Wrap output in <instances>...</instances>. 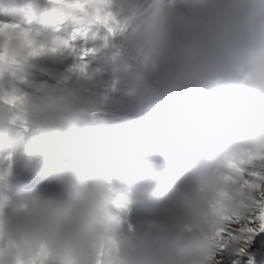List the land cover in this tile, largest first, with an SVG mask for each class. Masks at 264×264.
I'll return each mask as SVG.
<instances>
[{
	"label": "clouds",
	"instance_id": "1",
	"mask_svg": "<svg viewBox=\"0 0 264 264\" xmlns=\"http://www.w3.org/2000/svg\"><path fill=\"white\" fill-rule=\"evenodd\" d=\"M25 7L0 21V264H220L222 249L245 252L225 229L264 192V0ZM101 33L120 43L108 80L98 49L74 47ZM33 140L63 193L14 200ZM143 203L154 218L133 227Z\"/></svg>",
	"mask_w": 264,
	"mask_h": 264
},
{
	"label": "rangeland",
	"instance_id": "2",
	"mask_svg": "<svg viewBox=\"0 0 264 264\" xmlns=\"http://www.w3.org/2000/svg\"><path fill=\"white\" fill-rule=\"evenodd\" d=\"M17 2L23 7L26 5V0H17ZM60 27L62 30L65 29L64 25ZM104 45L103 33L96 39L89 38L85 40L78 38L74 42V47L80 50V54H83V50L98 49L93 67L99 68L103 78L108 80L113 77L120 43L117 39H110L107 46L105 47ZM88 60L89 58L85 57V62H88ZM118 93L120 95L119 100L128 102L133 98L134 90L130 87H125ZM146 114L142 113L139 118L143 119ZM169 143L173 145V151L169 152V155H173L178 144L177 138H171ZM155 155L160 157L161 162L163 161V153H156ZM36 192L59 196L62 195L63 188L48 173L47 163L40 146L33 140L29 141L21 150L19 162L14 168V181L10 196L14 200H19ZM153 218L150 206L147 203H143L132 209L129 222L135 227L141 222ZM242 238L249 244L247 250L239 254H229L223 249L218 251L217 259L220 264H264V232L247 233Z\"/></svg>",
	"mask_w": 264,
	"mask_h": 264
},
{
	"label": "snow or ice",
	"instance_id": "3",
	"mask_svg": "<svg viewBox=\"0 0 264 264\" xmlns=\"http://www.w3.org/2000/svg\"><path fill=\"white\" fill-rule=\"evenodd\" d=\"M225 231L232 236L264 232V192L261 193L260 199L254 201L252 215L246 218L237 217L235 220L228 218V227Z\"/></svg>",
	"mask_w": 264,
	"mask_h": 264
},
{
	"label": "bare ground",
	"instance_id": "4",
	"mask_svg": "<svg viewBox=\"0 0 264 264\" xmlns=\"http://www.w3.org/2000/svg\"><path fill=\"white\" fill-rule=\"evenodd\" d=\"M25 14L26 7L20 5L17 0H0V21H6L7 19H22Z\"/></svg>",
	"mask_w": 264,
	"mask_h": 264
},
{
	"label": "trees",
	"instance_id": "5",
	"mask_svg": "<svg viewBox=\"0 0 264 264\" xmlns=\"http://www.w3.org/2000/svg\"><path fill=\"white\" fill-rule=\"evenodd\" d=\"M104 71V70H103ZM117 99H120V95H119V93L117 94Z\"/></svg>",
	"mask_w": 264,
	"mask_h": 264
}]
</instances>
